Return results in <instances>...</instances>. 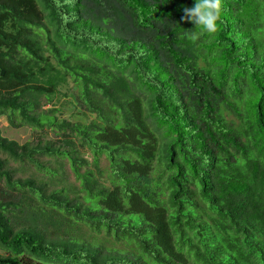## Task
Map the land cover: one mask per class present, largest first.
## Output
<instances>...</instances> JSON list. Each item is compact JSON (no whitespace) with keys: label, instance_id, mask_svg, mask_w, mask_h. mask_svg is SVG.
I'll return each mask as SVG.
<instances>
[{"label":"trees","instance_id":"obj_1","mask_svg":"<svg viewBox=\"0 0 264 264\" xmlns=\"http://www.w3.org/2000/svg\"><path fill=\"white\" fill-rule=\"evenodd\" d=\"M194 2L0 0V264H264V0Z\"/></svg>","mask_w":264,"mask_h":264},{"label":"rangeland","instance_id":"obj_2","mask_svg":"<svg viewBox=\"0 0 264 264\" xmlns=\"http://www.w3.org/2000/svg\"><path fill=\"white\" fill-rule=\"evenodd\" d=\"M66 91V86H61L59 87V92L55 95V97L53 98V105L55 108L58 109L57 112H55L58 117L60 118H69L71 120L77 119L78 115L76 114V111H74L69 104L67 103V97H65L62 93ZM51 104L46 103L42 105V109L48 108ZM52 106V105H51ZM0 134L7 138V139H12L17 141L18 143H21L23 141L26 140H31L33 141L34 139H36L39 135H42L44 138H49L51 137V132L47 131V130H39L36 128H31L27 125H21V126H17V127H10L6 121V118L4 115H0ZM3 155L0 154V157H2ZM48 158L47 157H43L40 158V160L42 161H46ZM51 161V159H50ZM9 166H13V167H18L19 164L18 163H14L11 161H8ZM23 166V165H22ZM27 166V165H26ZM64 166L67 169V162H64ZM24 167V166H23ZM32 169L31 167H24V171L20 172L17 171L16 175L18 174H22L23 176H25L27 173H31ZM68 179L70 181L72 180V176L71 174L68 172ZM2 251L0 250V253Z\"/></svg>","mask_w":264,"mask_h":264},{"label":"clouds","instance_id":"obj_3","mask_svg":"<svg viewBox=\"0 0 264 264\" xmlns=\"http://www.w3.org/2000/svg\"><path fill=\"white\" fill-rule=\"evenodd\" d=\"M182 12V21L191 22L194 24V28L214 34L218 30L217 22L222 12V0H195L191 7H184ZM185 35L195 42L199 33L191 31Z\"/></svg>","mask_w":264,"mask_h":264},{"label":"water","instance_id":"obj_4","mask_svg":"<svg viewBox=\"0 0 264 264\" xmlns=\"http://www.w3.org/2000/svg\"><path fill=\"white\" fill-rule=\"evenodd\" d=\"M3 74V72L2 71H0V75H2Z\"/></svg>","mask_w":264,"mask_h":264}]
</instances>
